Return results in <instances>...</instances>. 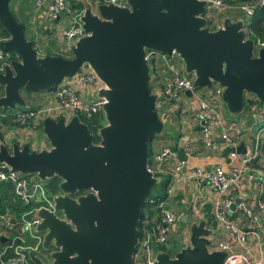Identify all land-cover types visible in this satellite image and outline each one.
Returning <instances> with one entry per match:
<instances>
[{
  "label": "water",
  "instance_id": "1",
  "mask_svg": "<svg viewBox=\"0 0 264 264\" xmlns=\"http://www.w3.org/2000/svg\"><path fill=\"white\" fill-rule=\"evenodd\" d=\"M9 2L0 0V25L8 33L3 48L16 52L19 60L0 67L1 109H27L22 91L52 90L83 65L104 84L94 92L105 100L104 123L95 133L74 114L68 121L45 118L46 141L38 150L0 141V170L59 179L52 195L57 213L34 212L41 247H54L50 262L32 252L30 261L132 264L144 206L161 180L147 169L149 143L164 122L153 109L146 51H174L195 87L208 92L214 84L222 87L224 106L235 115L244 111L246 94L264 100V46L255 47L241 17L226 16L220 27L209 29L205 0H124L123 6L102 2L84 8L78 19L85 35L65 42L69 56L39 55ZM230 151L225 147L223 156ZM236 151L246 153L243 142ZM177 152L184 159L182 149ZM240 201L236 198L231 209ZM214 234L206 219L192 220L185 244L173 255L158 250L154 264H222L226 253L208 248Z\"/></svg>",
  "mask_w": 264,
  "mask_h": 264
},
{
  "label": "built area",
  "instance_id": "2",
  "mask_svg": "<svg viewBox=\"0 0 264 264\" xmlns=\"http://www.w3.org/2000/svg\"><path fill=\"white\" fill-rule=\"evenodd\" d=\"M69 1L51 0L48 5V10L54 18L66 11L69 14L68 27L63 31L66 42L76 41L85 35L78 19L79 15L71 12ZM74 1L85 3L88 0ZM103 2L123 6L124 0ZM205 2L207 10L215 17L228 11H241L251 16L255 9V5L240 2L235 4H228L225 0H205ZM258 3L264 5V0H258ZM212 24L215 28L221 26L213 22ZM260 46H264V41H255V47ZM145 55L149 67L150 92L154 96L153 109L157 116L162 119L168 109H170L168 113L176 111L178 103L187 97L196 100L202 115L200 117L192 115L198 127L197 144L184 142L176 147L174 144L166 143L159 150L152 151L147 169L156 176L160 174L170 176V182L165 197L149 199V211L147 210L145 219L143 217L138 227V245L132 264H154L155 253L159 250L157 248L169 246L177 220L171 209L173 186L185 177L188 168L191 177L216 191L212 214L221 235L212 238L213 243L208 247L209 250H221L226 253L222 264H264L263 225L259 213L242 201L231 209L232 202L239 197L229 196L230 191H240L243 175L251 171L249 164L258 156L259 148L262 147L264 100L258 101L252 95H247L248 100H251L247 105V113L255 121L260 122L262 127L255 134L253 148L245 154L238 153L236 148L243 131L241 132L242 129L236 120H226L222 115L224 110L221 99L222 87L214 84L210 92L203 88L208 97L202 98L196 91L197 87L194 86V77L185 72L182 60L174 51L167 54L147 50ZM7 59L19 60V55L0 47V61ZM83 66L53 88L50 98L38 108L16 112L15 121L22 127L37 129L41 128L43 120L47 117L64 118L68 121L74 114L80 117L102 116L105 100L95 98L94 92L104 88V84L87 66L85 68ZM91 95L92 98L89 97ZM226 121H229L228 126ZM229 130L236 131L237 139L231 138ZM225 147L231 148L227 155L229 159L227 167L222 164H189L187 161L199 154L200 149L219 153ZM178 148L182 149L184 159L178 157ZM248 177L254 180V173L251 171ZM0 182H7L12 186L14 199L21 206H32L16 212L17 208L14 205L16 213L8 208L0 212V264H31L29 252L36 254V251L42 249L43 240V234L35 231L40 220L34 216V212L39 208H45L57 213L52 194L49 193L45 181L36 175L23 174L10 169L0 170ZM256 207L263 210L264 202L258 199ZM192 210L193 215L199 219L201 208L195 201ZM231 213H236L238 218L247 219L248 224L239 226L228 217ZM183 233L184 230L181 231V235ZM250 240L254 242L253 252L248 249ZM164 251L168 252L167 249Z\"/></svg>",
  "mask_w": 264,
  "mask_h": 264
},
{
  "label": "crops",
  "instance_id": "3",
  "mask_svg": "<svg viewBox=\"0 0 264 264\" xmlns=\"http://www.w3.org/2000/svg\"><path fill=\"white\" fill-rule=\"evenodd\" d=\"M50 2L51 0H10L9 8L15 18L24 24L26 35L30 40H32L34 48L37 50L39 55H57L59 53H62L69 56V52L65 46L66 40L63 34L64 29L67 28L69 24V14L66 11L58 15L57 18L52 17L51 13L48 10V5ZM98 3L99 2L96 0H88L85 3H82L83 6L81 9H73L71 7V12L80 16L83 13L85 7L94 9ZM211 14L212 13H209V18L211 20L210 22H213L215 25L221 24L223 18L226 16H230L232 19L238 17L243 18L246 34L248 35L245 20L248 16L245 12L228 11L221 13L217 17ZM3 64L5 63H1L0 67ZM51 91L52 90L37 92L36 94L32 95L30 97L31 101H26L28 106H32L31 108L33 109L38 108L39 104L41 105L46 99L50 98L52 94ZM197 107L198 105L194 103L192 98L187 97L184 98L182 102L178 103V108L176 111L168 113L170 112V109H168L166 115L162 118V120L164 122V125L166 124L167 126L166 131L168 134L167 136L169 137H167L166 139L165 137L156 140L154 139L152 143L153 151L159 150L166 143L174 144L176 147L184 142L197 144L199 140L198 127L197 123L193 119V116L196 115L200 117L202 115L200 109H196ZM19 110L20 109H18L17 111ZM227 112L228 111L224 106L222 115L225 116L226 120L231 119L238 122L240 129H242L241 132L243 131L239 144L243 142L246 148V152L250 151L255 143V134H257V131L262 126L258 127L256 131H254V127L255 125L258 126L257 123L260 122L255 121L253 118H251L247 113V110L245 109L242 112L241 117H239L240 115L232 117L229 115L230 113L228 112V114ZM228 123L229 121H226V125ZM38 129L40 128L32 129L30 127H22L19 125L12 126L9 124H2L0 122V133L2 135V139H0V141L6 144H10L15 139V141L19 142V144L28 143L32 150H38L40 144L46 141V138L43 135L42 131V137H40V140H38L37 142L35 141ZM229 134L232 139H237L238 137L236 131L234 130H229ZM261 139L263 143L261 145L262 147L259 148V154L249 164L250 169L255 176L254 180H250L248 177L251 171L246 172L242 178L243 185L240 188V191H230L229 196L231 197L234 195V197H239V199L247 206L253 207V209L260 215L264 231V208L263 210H259L256 207V202L259 195H264V135L261 137ZM187 161L189 164H222L226 167L229 164L227 158L223 156V152H209L204 149H200L199 154L195 155L192 159H189ZM262 197L264 199V196ZM215 199L216 191L213 188H210L207 184L198 182L193 177H191L188 168L185 177L181 178L180 181L173 186L171 209L173 210L179 223L177 224L176 222L174 226L169 245H180L181 248L185 244L187 240V234L183 236V234L181 235V231H185L186 229L188 230V224L192 220L206 219L208 225V218H212L213 224L215 226H212V223H210L211 226L208 225V227L215 229L214 235L216 237L220 236V230H218L217 222L214 220V216L212 214V206ZM194 201L201 208L199 219H197L193 215L192 205ZM229 215H233V213L228 214V217L231 218ZM231 219L239 226H246L248 224V220L242 217L238 218L234 216ZM253 243L254 242L250 240L248 244V249L250 250V252H253Z\"/></svg>",
  "mask_w": 264,
  "mask_h": 264
},
{
  "label": "trees",
  "instance_id": "4",
  "mask_svg": "<svg viewBox=\"0 0 264 264\" xmlns=\"http://www.w3.org/2000/svg\"><path fill=\"white\" fill-rule=\"evenodd\" d=\"M99 3H102L104 0H96ZM226 3L228 4H235V3H246V4H250V5H255V9H254V13L251 16H248L245 20H246V28L248 31V36L252 37L254 40L256 41H264V5H260L258 3V0H225ZM69 5L70 7H72L73 9H81L82 8V3H76L74 0H70L69 1ZM208 24L210 25V22H208ZM210 29V27H208ZM8 38V33L7 31L1 26L0 28V47L3 48V41ZM4 49V48H3ZM57 55L63 56V57H67L68 55L66 54H62L59 53ZM10 60H2L0 61L1 63H7ZM1 88H0V94H2L1 92ZM251 100H248L247 96L245 97V104H244V109L247 110V105ZM32 106H29V108H31ZM20 110H27L23 107L20 108ZM81 120L86 123L90 130L95 133L96 129L98 127H100L102 125V120L101 118H99L98 116H91V117H84L81 116L80 117ZM0 122L2 124H9L12 126H17L20 124L17 123L15 121V117L13 113H9L7 110L2 111V109L0 108ZM0 139H2V135L0 133ZM97 138H94V142H97ZM15 141V140H13ZM153 141L149 143V152H148V162L150 161L151 158V154L153 151ZM159 176H162L160 182L158 183V186H156V184L154 186L151 187L150 189V194L148 196V199L146 201V204L144 206V219H145V215L148 213L147 210L149 211V199H161L163 197L166 196V190L167 187L169 185L170 182V176L168 175H162L160 174ZM58 182L59 179L57 177H53L51 179H47L45 181L46 187L49 191L50 194H55L56 192H58ZM12 186L7 183V182H0V212L4 211L5 209H9L10 211H12L13 213H16L17 211L21 212L25 209L31 208L32 206H21L18 202H16V200L14 199V196L12 194L11 191ZM263 194L259 195L258 199L259 200H264ZM16 206V212L14 211L13 206ZM231 218H233L234 216L237 217L236 213H233V215H229ZM213 222L212 218H208V223ZM141 225V222L139 224V227ZM212 226H215L214 224H212ZM159 250H165V247H160L158 248ZM168 253H170L168 251ZM171 254V253H170ZM32 264V262H31Z\"/></svg>",
  "mask_w": 264,
  "mask_h": 264
},
{
  "label": "rangeland",
  "instance_id": "5",
  "mask_svg": "<svg viewBox=\"0 0 264 264\" xmlns=\"http://www.w3.org/2000/svg\"><path fill=\"white\" fill-rule=\"evenodd\" d=\"M210 24H212V22H210ZM207 26L208 27H212L211 25H209V24H207ZM1 65V64H0ZM84 68L86 67L85 65L83 66ZM67 77V76H66ZM196 91L198 92V94H199V96L200 97H202V98H206V97H208L207 96V93L204 91V89L203 88H196ZM38 91H22L21 92V96L26 100V101H31V99H30V97L32 96V95H34V94H36ZM248 94H246V96H247ZM90 98H92V95L91 96H89ZM193 101H194V103L196 104V100L195 99H192ZM39 103H41V102H39ZM40 105V104H39ZM21 107L19 106V107H17L16 109H14V110H10V109H6L9 113H16V112H18L17 110L18 109H20ZM28 109H33V108H27V110ZM196 109H198V107L196 108ZM2 111H5V109H2ZM228 113V112H227ZM229 114V113H228ZM227 114V115H228ZM242 113H240V114H235V115H232V114H229L230 116H232V117H235V116H239V117H241L242 115H241ZM99 118H101V120H102V124L104 123V120H103V115L102 116H98ZM258 124V126L257 125H255V127H254V131H256L257 129H258V127H261L262 125L260 124V123H257ZM166 129H167V126H166V124L164 125V128H163V130H162V132H160V133H158V134H156V136H155V140L156 139H159V138H164L165 137V139L167 138V137H169V136H167L168 134H167V131H166ZM40 137H42V135H41V128L40 129H38L37 130V134H36V137H35V141L37 142L38 140H40ZM15 140V139H14ZM9 144V143H8ZM25 144H28V143H25ZM30 146V145H29ZM161 178H162V176H160ZM46 181V180H45ZM156 186H158V184H156ZM59 214V213H58ZM176 222H177V224L179 223L178 222V220H176ZM210 223H212L213 224V222H210ZM210 223H208V225H210L211 226V224ZM186 232V233H185ZM188 233V230L186 229L185 231H184V233H183V235H186ZM187 236V235H186ZM216 236L215 235H212V238H215ZM158 248H160V247H158ZM157 248V249H158ZM172 255L180 248V245H175V244H171V245H169L168 247H165ZM52 249H54V247L53 246H51L49 249H47V251L46 250H44L43 248L41 249H39L38 251H36V254L40 257V258H42L43 260H47L48 259V255H49V253H50V251H52Z\"/></svg>",
  "mask_w": 264,
  "mask_h": 264
},
{
  "label": "flooded vegetation",
  "instance_id": "6",
  "mask_svg": "<svg viewBox=\"0 0 264 264\" xmlns=\"http://www.w3.org/2000/svg\"><path fill=\"white\" fill-rule=\"evenodd\" d=\"M210 25H211V24H210ZM211 26H212V25H211ZM213 28H215V26L210 27V29H213ZM248 37H249V36H248ZM251 38H252V37H251ZM253 40H254V39H253ZM255 41H256V40H254V42H255ZM45 261L50 262L49 259H47V260L45 259Z\"/></svg>",
  "mask_w": 264,
  "mask_h": 264
}]
</instances>
